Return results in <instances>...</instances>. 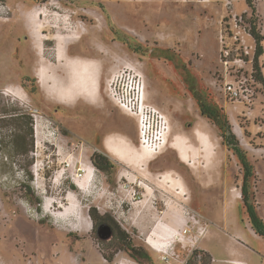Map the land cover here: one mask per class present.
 I'll list each match as a JSON object with an SVG mask.
<instances>
[{"label":"rangeland","instance_id":"1","mask_svg":"<svg viewBox=\"0 0 264 264\" xmlns=\"http://www.w3.org/2000/svg\"><path fill=\"white\" fill-rule=\"evenodd\" d=\"M228 12L251 14L245 0H0V20L15 26L5 33L13 49L0 41V264H264V238L248 226L240 164L199 109L202 103L227 117L254 167L251 200L264 221V134H253L261 118L264 125V89L247 115L222 91L219 36ZM23 44L28 54L20 58ZM58 51L98 66L96 102L77 96L65 104L41 86L40 70L51 77L48 86L66 76ZM133 69L144 72L146 102L162 114L157 128L167 127L155 156L140 147L136 118L108 97L110 83ZM18 115L31 118L32 141L24 139L26 119L12 124ZM196 128L213 143L207 161ZM15 137L22 149L31 143L26 154L14 153ZM119 137L148 159L128 162L110 153L105 141ZM174 137L188 140L196 156L183 162L171 146ZM98 152L112 162L107 172L94 164ZM78 177L86 178L85 189ZM50 200L58 210L78 206L83 228L55 218L57 205L45 208ZM170 211L183 218L184 232L163 253L146 237L156 217ZM105 222L119 227L126 243L113 239ZM128 243L143 255H133Z\"/></svg>","mask_w":264,"mask_h":264},{"label":"built area","instance_id":"2","mask_svg":"<svg viewBox=\"0 0 264 264\" xmlns=\"http://www.w3.org/2000/svg\"><path fill=\"white\" fill-rule=\"evenodd\" d=\"M245 14L233 12L229 14L228 12L222 17L219 41L221 44L222 91L234 108L242 105L246 109L242 112L247 115L251 113L250 106L257 99L256 95L261 85L253 74L256 42L250 23L247 21L248 15L245 16ZM111 86L113 88L109 89L108 97L121 110L136 118L140 147L152 151L155 156L166 144L167 127L162 124L157 128V121L161 119L162 114L146 102V88L142 73L134 69L132 73L130 70H123L120 78L110 83ZM154 119L156 121L155 130L153 129ZM234 125V128L238 127L242 132L238 123L234 122Z\"/></svg>","mask_w":264,"mask_h":264},{"label":"bare ground","instance_id":"3","mask_svg":"<svg viewBox=\"0 0 264 264\" xmlns=\"http://www.w3.org/2000/svg\"><path fill=\"white\" fill-rule=\"evenodd\" d=\"M57 58L59 61H64V68L66 71L65 79L62 80V79L53 78L52 85L48 86L47 81L48 79L51 80V77L49 78L46 72L40 70L39 82L41 86L44 88V90L47 93L53 95L57 100L65 104H71L77 96H82L89 101L96 102L98 94H99L98 66H96V64L93 63L90 59H83V58L70 59L69 57L66 58V54H64L62 51L57 52ZM194 137L197 140V142L200 143L199 145L204 147V149H202V152H204L203 153L204 155L202 154L204 159L206 161L209 160L212 155V154L210 155V152L212 153V149H213L212 147L213 143L211 142L210 138H207L206 134L204 135L202 131L198 130L197 128L194 130ZM171 146L177 151L178 156L183 162H186L190 156L192 157L196 156L197 148L195 149V147H192L188 143V140H186L183 137H176V138L174 137V139L172 140ZM106 147L112 154L119 156L121 158H124L128 160V162H133V161L139 162V161H143L144 159L147 160L148 155H149L147 151H146L147 153L144 152V149L147 150L146 148L144 149L142 148L140 151H136V152L133 151L130 143L123 137L114 138V139L108 138L106 140ZM150 152L153 154L152 151ZM190 166L194 167V165L192 164ZM84 171L87 172L88 170L85 169ZM87 176L89 178L90 173L86 175V178ZM85 179H82V177H78L75 179V181L79 186H82L86 184ZM84 189H85V185H84ZM70 197L72 198V196L68 194L66 199H69ZM50 202L51 203L47 202V205L45 207L47 211H50L54 206L57 205L56 200H52V201L50 200ZM59 207L61 206L57 205L54 209L58 210ZM77 209H78V206H71L69 208L58 210L57 213L54 212V217L59 219L62 222H65V223L67 222L66 224L71 226L72 228L77 227L78 229H82L84 226L83 225L84 220H83L82 213L79 215V213L76 212ZM180 210L182 211V209ZM177 212L170 211V212H167L166 214L164 213V216L161 219L159 217H156V219L154 220V223L152 224L149 230V235L148 237H146L147 238L146 241L155 250H158V251L162 250L163 253H166L164 249H161L162 246L164 245L163 247L165 246L167 247L173 244V242L177 240V235H181L184 232V231H181V228H180V225L183 222L181 220L183 218L181 219L180 215Z\"/></svg>","mask_w":264,"mask_h":264},{"label":"trees","instance_id":"4","mask_svg":"<svg viewBox=\"0 0 264 264\" xmlns=\"http://www.w3.org/2000/svg\"><path fill=\"white\" fill-rule=\"evenodd\" d=\"M42 1H47V0H42ZM246 6L251 10V14L247 16V21L250 23L251 26V31L252 35L255 39L256 42V48H255V53H254V58H253V74L256 79V81L261 85V88L264 89V74H263V67L264 64L261 61V56L263 55V40H264V35L261 33V24L259 20V15L257 13V9L255 6V3L252 0H245ZM199 107L201 110V113L205 115L208 119H210L221 131V139H222V144L236 157L238 163L240 164L241 170H242V182L240 186V191H241V196H242V201L243 205L245 207L246 213L248 214V221L253 229V231L260 237L264 238V221L262 218L258 215L255 205L251 200V184L250 180L254 176V167L249 160L247 156V152L245 149L240 145L238 139L236 138L235 134L232 132V129L228 123L227 117L225 115H221L217 109L212 108L211 113L207 112L206 109L202 106V104L199 103ZM26 119V124L29 126L27 134L24 136V139L30 137V141H32V121L30 117H20L18 115L16 118H14V123H12L15 127H17V122L19 119ZM245 132V131H244ZM19 139L14 138L12 141V145L14 150H16L14 153L15 154H26L29 149L28 146L29 142H26V148L22 149V146H19ZM22 144V143H21ZM25 144V143H24ZM21 149V150H20ZM97 156H99L102 159L101 162H97ZM95 159L94 164L96 167H98L100 170L103 172L108 171V166H110L109 161L107 158L103 155L95 153ZM26 179L27 181H32V175L29 172H26ZM39 203V200L37 201ZM91 218L94 223V227L97 226L98 224V219L97 215H95L93 212L90 213ZM104 224L108 225L111 229V223L105 222ZM111 235H112V229H111ZM123 243H126V238H122ZM129 248H133L132 250L136 251V249L128 243L127 245Z\"/></svg>","mask_w":264,"mask_h":264},{"label":"flooded vegetation","instance_id":"5","mask_svg":"<svg viewBox=\"0 0 264 264\" xmlns=\"http://www.w3.org/2000/svg\"><path fill=\"white\" fill-rule=\"evenodd\" d=\"M11 22H13V21H5V19H1L0 20V41L1 42H3V45H4V43L5 42H7L8 44H10V46L12 47L11 49H13V46H14V43H15V41H13V40H8V39H6V37H5V33L6 32H8L11 28H12V31H14V29H15V26L14 27H10V28H6L5 27V24L7 25V23H11ZM14 28V29H13ZM11 31V30H10ZM23 40H26L25 39V37L23 38ZM21 45V40L19 39L18 40V44H17V46H20ZM131 48L133 49V50H135V52H137L136 51V49H135V47L134 46H131ZM21 49V48H20ZM27 50L25 49V45L23 44V47H22V50H20V58L22 57V56H24L25 54H28L27 52H26ZM141 73H142V75H143V78H144V72L143 71H140ZM16 78H18V76L16 77ZM13 80H15V79H13ZM144 82H145V78H144ZM145 88H146V85H145ZM99 90H100V86H99ZM100 92V91H99ZM110 99V98H109ZM111 100V99H110ZM200 104H202V103H200ZM202 106L204 107V104H202ZM205 108V107H204ZM90 110L92 109V108H89ZM199 109H200V107H199ZM206 109V111L207 112H209L210 113V111H208L207 110V108H205ZM121 112H123V110L121 111ZM200 112H201V110H200ZM127 117H129L130 119L131 118H134L133 116H131V115H128L126 112H123ZM202 114V113H201ZM203 115V114H202ZM203 116H205V115H203ZM206 117V116H205ZM207 118V117H206ZM208 119V118H207ZM210 120V119H209ZM211 121V120H210ZM125 139V138H124ZM127 140V139H126ZM128 141V140H127ZM107 148V147H106ZM108 150V149H107ZM109 151V150H108ZM110 152V151H109ZM111 153V152H110ZM97 154H100V155H103V156H105L106 158L108 157L105 153H101V152H98ZM114 155V154H113ZM94 157H95V154L93 155ZM95 159V158H94ZM97 162H101L102 163V159L99 157V156H97ZM109 163H110V167L111 166H113L112 165V162H110L109 161ZM111 229H112V235H111V237L113 238V239H117L118 241H121V242H123V240H122V238H124L123 237V235H124V233L119 229V227H117V226H115L112 222H111ZM127 240V239H126ZM135 249H136V251H134V250H132L133 248H129V250H130V252L133 254V255H135V256H142L143 254L139 251L140 250V247L138 246V245H134V244H132V243H130Z\"/></svg>","mask_w":264,"mask_h":264},{"label":"crops","instance_id":"6","mask_svg":"<svg viewBox=\"0 0 264 264\" xmlns=\"http://www.w3.org/2000/svg\"><path fill=\"white\" fill-rule=\"evenodd\" d=\"M262 3L263 2H258L257 3V12H258V15H259V20H260V24H261V26H262V28H261V33L264 35V6H262ZM262 44H263V50H264V40H263V42H262ZM261 61L263 62V64H264V52H263V55L261 56ZM263 74H264V67H263ZM65 79V78H64ZM63 78H62V80H64ZM262 95H263V97H264V93H261ZM250 127H251V125H250ZM256 127H258L259 129H256V131H254V135H256V133H258V132H261V134L263 135L264 134V125H263V119L261 118V124H256ZM105 145H106V141H105ZM248 152H249V150H248ZM248 226H249V230H250V233L252 234V235H254V236H258L254 231H253V229L251 228V226H250V224H249V222H248ZM231 247V249L232 248H235L234 246H236V245H230ZM239 246H241V247H243V248H245L246 250H248L249 248H248V246L247 245H239ZM228 261H230V263H233V264H240V261H238V260H235V259H228Z\"/></svg>","mask_w":264,"mask_h":264},{"label":"water","instance_id":"7","mask_svg":"<svg viewBox=\"0 0 264 264\" xmlns=\"http://www.w3.org/2000/svg\"><path fill=\"white\" fill-rule=\"evenodd\" d=\"M104 227L107 228V230L109 231V234L111 235V229L108 225L104 224Z\"/></svg>","mask_w":264,"mask_h":264}]
</instances>
